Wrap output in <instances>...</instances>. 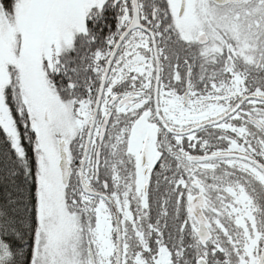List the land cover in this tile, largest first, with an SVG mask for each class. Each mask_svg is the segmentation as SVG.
Wrapping results in <instances>:
<instances>
[{
	"label": "snow or ice",
	"instance_id": "obj_1",
	"mask_svg": "<svg viewBox=\"0 0 264 264\" xmlns=\"http://www.w3.org/2000/svg\"><path fill=\"white\" fill-rule=\"evenodd\" d=\"M0 264H264V0H0Z\"/></svg>",
	"mask_w": 264,
	"mask_h": 264
}]
</instances>
